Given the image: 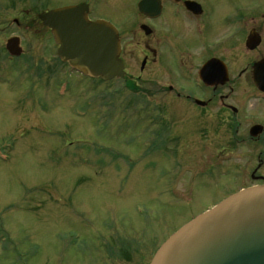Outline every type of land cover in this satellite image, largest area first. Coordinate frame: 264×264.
<instances>
[{
    "label": "rangeland",
    "instance_id": "374dc122",
    "mask_svg": "<svg viewBox=\"0 0 264 264\" xmlns=\"http://www.w3.org/2000/svg\"><path fill=\"white\" fill-rule=\"evenodd\" d=\"M79 1L0 0V264H149L178 230L259 182L234 174L256 162L209 161L195 144L208 135L193 128L161 120L165 135H154L149 106L173 80L160 62L141 72L133 51L109 82L58 62L39 15ZM14 36L23 56L11 61ZM227 134L217 131L218 148Z\"/></svg>",
    "mask_w": 264,
    "mask_h": 264
},
{
    "label": "flooded vegetation",
    "instance_id": "af4514ba",
    "mask_svg": "<svg viewBox=\"0 0 264 264\" xmlns=\"http://www.w3.org/2000/svg\"><path fill=\"white\" fill-rule=\"evenodd\" d=\"M234 1L81 0L69 6L81 5L91 21L114 26L126 74L129 57L139 50L141 72L160 62L172 76V83L156 92L161 105L149 106L156 137L165 135L164 123L208 135V143L195 144L200 151L208 146L209 161L256 162L251 173L248 166L234 171L236 181L245 175L258 179L251 187L264 185V0ZM156 93L148 97L150 104ZM218 130L228 133L222 148L217 147Z\"/></svg>",
    "mask_w": 264,
    "mask_h": 264
},
{
    "label": "water",
    "instance_id": "95a60500",
    "mask_svg": "<svg viewBox=\"0 0 264 264\" xmlns=\"http://www.w3.org/2000/svg\"><path fill=\"white\" fill-rule=\"evenodd\" d=\"M85 12L81 5L66 6L39 17L52 29L63 62L92 78L123 76L116 29L89 20ZM6 48L19 56L20 39L11 37ZM150 264H264V185L242 189L193 219L164 242Z\"/></svg>",
    "mask_w": 264,
    "mask_h": 264
}]
</instances>
